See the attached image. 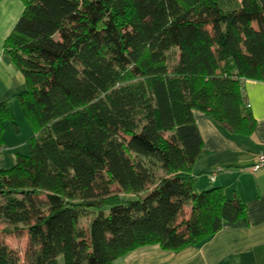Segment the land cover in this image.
<instances>
[{"label": "trees", "instance_id": "16d2710c", "mask_svg": "<svg viewBox=\"0 0 264 264\" xmlns=\"http://www.w3.org/2000/svg\"><path fill=\"white\" fill-rule=\"evenodd\" d=\"M22 2L4 51L34 135L0 166V225L28 243L21 258L0 235V264H114L248 224L240 198L197 189L193 111L252 133L242 84L264 79V0ZM6 123L19 131L9 99L0 151Z\"/></svg>", "mask_w": 264, "mask_h": 264}, {"label": "crops", "instance_id": "0c3cea01", "mask_svg": "<svg viewBox=\"0 0 264 264\" xmlns=\"http://www.w3.org/2000/svg\"><path fill=\"white\" fill-rule=\"evenodd\" d=\"M15 1L23 10L22 0ZM241 1L222 0L226 7H236ZM11 5L0 0L1 19L8 21L7 29L0 35V100L10 99V92L18 84L24 83L25 87L23 74L4 53L5 38L22 13L21 10L15 21ZM242 90L254 117L251 134L233 132L202 110L193 111L205 149L193 173L199 191L222 186L228 198H240L246 206L248 224L224 227L180 250L165 249L159 244L140 246L114 264H264V167L256 171L250 169L258 155L264 152V79H246ZM6 128L7 123L4 138ZM15 133L21 134L20 126Z\"/></svg>", "mask_w": 264, "mask_h": 264}, {"label": "rangeland", "instance_id": "374dc122", "mask_svg": "<svg viewBox=\"0 0 264 264\" xmlns=\"http://www.w3.org/2000/svg\"><path fill=\"white\" fill-rule=\"evenodd\" d=\"M4 1H6L7 4H13L11 6H13V13L15 16V21H16L17 19L16 17L20 15L22 8L21 9L19 8L15 0L14 2L13 0H4ZM7 24H8V21L6 22L5 19H1V16H0V35L4 33L5 30L7 29L8 27ZM0 44L2 45V40ZM5 55L8 57L9 62H12V60L6 53ZM13 89L14 91L12 90L13 92H10L9 94L10 96H8L10 97L9 103H10L13 113L15 114L17 118L19 126L21 128V134L17 135V133H15V131L13 130L12 126L9 123H7V128L5 132V145L0 151V166L6 167V168H10L15 164L17 153L29 154L30 147L27 141L34 135V131L32 127L29 125L28 121L26 120V118L24 117L21 111L19 101L15 98V96H12L14 95L13 93H18L22 89H24V83L22 85L18 84ZM82 221H83V224L87 223L86 218H83ZM4 227H5L4 224L0 225V235L2 239L6 243H8L12 248L17 250L20 253V256L22 258L24 256L25 249L28 243V236H27L26 231L22 230L19 233H7L5 232Z\"/></svg>", "mask_w": 264, "mask_h": 264}, {"label": "built area", "instance_id": "2783aa9c", "mask_svg": "<svg viewBox=\"0 0 264 264\" xmlns=\"http://www.w3.org/2000/svg\"><path fill=\"white\" fill-rule=\"evenodd\" d=\"M263 167H264V152L258 155L256 162L252 164V166H250V169L256 171ZM215 174L216 172L212 174V178H214Z\"/></svg>", "mask_w": 264, "mask_h": 264}]
</instances>
